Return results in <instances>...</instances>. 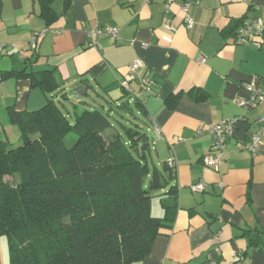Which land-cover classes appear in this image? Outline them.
I'll use <instances>...</instances> for the list:
<instances>
[{
    "label": "crops",
    "instance_id": "obj_1",
    "mask_svg": "<svg viewBox=\"0 0 264 264\" xmlns=\"http://www.w3.org/2000/svg\"><path fill=\"white\" fill-rule=\"evenodd\" d=\"M2 4L0 42L11 49L0 57L1 141L11 144L14 133L9 108L35 112L47 104L28 78L4 79L5 73L27 67L28 72L51 71L67 92L85 85L87 98L104 95L117 101L124 86L138 90L128 67L139 59L145 68L138 74L148 71L154 80L144 106L163 161L175 160L180 210L173 229L164 231L151 254L134 264H264V147L257 155L245 149L253 133L264 128V121L259 122L264 103L248 110L237 102L249 98L243 85L255 77L264 88V36L261 48L248 47L236 44L231 30L234 21L261 17L264 0H199L190 8L192 29L184 25L182 1L168 8L165 0H71L65 10V0H55L57 19L51 26L41 17L38 0ZM105 25L120 29L118 41L92 40L89 33ZM227 29L229 35L223 33ZM34 33L42 38L32 66ZM198 91L207 98L197 100ZM179 94L170 110L166 100ZM233 118L243 120L227 141L222 163L208 167L204 158L212 155L216 141L208 128ZM200 183L205 190L193 192L192 186ZM156 206L153 213L162 216ZM0 264H10L3 237Z\"/></svg>",
    "mask_w": 264,
    "mask_h": 264
},
{
    "label": "trees",
    "instance_id": "obj_2",
    "mask_svg": "<svg viewBox=\"0 0 264 264\" xmlns=\"http://www.w3.org/2000/svg\"><path fill=\"white\" fill-rule=\"evenodd\" d=\"M54 1L38 0L48 26L57 19ZM70 4L65 0V10ZM2 7L0 0V15ZM245 21L233 22L234 40ZM32 52L33 66L38 57ZM27 70L3 75L28 78L47 97L35 112L8 109L21 146L0 140V238L7 240L10 264L143 261L155 240L173 229L180 210L176 167L169 165L172 158L154 157L158 142L150 136L145 104L124 86L120 100L99 95L103 102L93 106L86 102L88 95L70 111L62 103L70 100L69 93L54 72ZM196 96L207 98L199 91ZM181 97H169L167 107L175 109ZM70 136L76 137L71 147ZM156 199L162 216L153 213Z\"/></svg>",
    "mask_w": 264,
    "mask_h": 264
},
{
    "label": "built area",
    "instance_id": "obj_3",
    "mask_svg": "<svg viewBox=\"0 0 264 264\" xmlns=\"http://www.w3.org/2000/svg\"><path fill=\"white\" fill-rule=\"evenodd\" d=\"M155 0H145L146 3H150ZM167 7L169 8L173 3L182 1V12L184 14V25L187 29H192L194 27L195 21L190 15V8L192 5L199 3V0L195 2L191 0H165ZM92 40L99 37H106L112 41H118L120 38V29L118 27H112L105 25L103 27H98L93 29L89 33ZM264 36V14L257 19L246 20L245 23L238 29L235 43L238 45H244L248 47L261 48L263 44ZM42 38L40 33H34L30 41V50L37 51L39 47V41ZM135 45V41L130 43ZM94 47L98 50L102 49V45L99 43H93ZM142 48H147V44H142ZM11 47L4 45L0 42V57L7 54ZM24 57V55H23ZM144 63L137 59L131 63L128 67L130 74L137 81V85L142 87L141 91H137L132 85L125 86L126 90L131 93L136 99L146 103L147 98L151 95L154 80L150 78V73L144 71L142 74H138V71L144 70ZM244 89L250 93L249 98L238 100L240 107L245 109H252L257 105L264 103V88L261 84V79L255 77L252 81L246 82L243 85ZM242 118L226 119L218 124L211 125L207 132L215 136V144L212 148V155L204 158V162L208 167H218L223 161V153L226 148L227 141L231 139L236 131L237 125L242 121ZM264 118L259 122L262 123ZM199 134L203 133V130H199ZM177 141L179 139H176ZM264 147V128L253 133L250 141L245 145L246 151L252 155H257L261 149ZM169 165L175 167V160L170 159ZM205 183H200L192 186L193 192H203L205 190Z\"/></svg>",
    "mask_w": 264,
    "mask_h": 264
},
{
    "label": "rangeland",
    "instance_id": "obj_4",
    "mask_svg": "<svg viewBox=\"0 0 264 264\" xmlns=\"http://www.w3.org/2000/svg\"><path fill=\"white\" fill-rule=\"evenodd\" d=\"M66 93H69V92H66ZM61 92H60V94H58V96L60 97V99H61ZM69 97H70V95H69ZM95 97V96H94ZM56 99H58V97H56ZM94 101H96V102H98V103H101V102H103V100L102 99H99V98H97V97H95V99L94 98H87L86 99V102L88 103V104H90V105H98L97 103H95ZM62 103L66 106V108L67 109H69L70 111H72L73 110V106L71 105L72 103H77V100L76 99H74V98H72V97H70V100H63L62 101ZM83 107V106H82ZM13 126V125H12ZM14 127V133L12 134V138H11V145H12V147H14V148H17V147H19V146H21L22 145V142H21V135H20V130H19V128L17 127V126H13ZM150 136L151 137H153V136H155L153 133L152 134H150ZM156 140V139H155ZM76 141V137H74V136H70V137H68V140H67V144H68V146L69 147H71L73 144H74V142ZM157 142H158V139H157ZM156 149L158 150V156H157V154H154V157H155V159H159V160H161V161H163L165 158H164V156L165 155H163V149H162V146H161V144L159 143L157 146H156ZM155 202H154V204H155V206L156 205H158V203H159V200L158 199H156V200H154ZM156 207H158V206H156Z\"/></svg>",
    "mask_w": 264,
    "mask_h": 264
},
{
    "label": "water",
    "instance_id": "obj_5",
    "mask_svg": "<svg viewBox=\"0 0 264 264\" xmlns=\"http://www.w3.org/2000/svg\"><path fill=\"white\" fill-rule=\"evenodd\" d=\"M69 95L77 101H80L89 95V88L85 85L77 86L69 91Z\"/></svg>",
    "mask_w": 264,
    "mask_h": 264
},
{
    "label": "bare ground",
    "instance_id": "obj_6",
    "mask_svg": "<svg viewBox=\"0 0 264 264\" xmlns=\"http://www.w3.org/2000/svg\"><path fill=\"white\" fill-rule=\"evenodd\" d=\"M32 38V37H31ZM31 41V40H30Z\"/></svg>",
    "mask_w": 264,
    "mask_h": 264
}]
</instances>
